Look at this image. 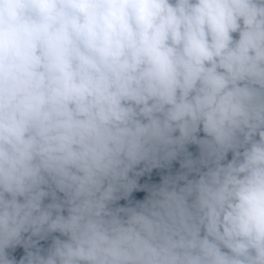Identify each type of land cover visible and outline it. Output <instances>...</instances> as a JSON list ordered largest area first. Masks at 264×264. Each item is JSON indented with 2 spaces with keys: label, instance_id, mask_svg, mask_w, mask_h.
<instances>
[{
  "label": "clouds",
  "instance_id": "9594fccd",
  "mask_svg": "<svg viewBox=\"0 0 264 264\" xmlns=\"http://www.w3.org/2000/svg\"><path fill=\"white\" fill-rule=\"evenodd\" d=\"M0 264H264V0H0Z\"/></svg>",
  "mask_w": 264,
  "mask_h": 264
},
{
  "label": "trees",
  "instance_id": "16d2710c",
  "mask_svg": "<svg viewBox=\"0 0 264 264\" xmlns=\"http://www.w3.org/2000/svg\"><path fill=\"white\" fill-rule=\"evenodd\" d=\"M229 158H231V156H229ZM124 204H126V203H124ZM57 235H58V234H57ZM49 243H50V241H42V242H41V245L44 246V247H46ZM14 255L17 257V259H19L20 256L23 255V249H22V248H18V249L16 250V252L14 253Z\"/></svg>",
  "mask_w": 264,
  "mask_h": 264
}]
</instances>
